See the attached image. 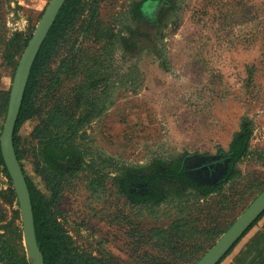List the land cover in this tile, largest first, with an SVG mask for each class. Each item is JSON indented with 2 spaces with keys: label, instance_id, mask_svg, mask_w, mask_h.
<instances>
[{
  "label": "rangeland",
  "instance_id": "374dc122",
  "mask_svg": "<svg viewBox=\"0 0 264 264\" xmlns=\"http://www.w3.org/2000/svg\"><path fill=\"white\" fill-rule=\"evenodd\" d=\"M48 2L0 0V135ZM72 8L13 135L45 234L67 264H195L264 189V0ZM255 220L216 264H256ZM26 249L0 148V264H32Z\"/></svg>",
  "mask_w": 264,
  "mask_h": 264
},
{
  "label": "water",
  "instance_id": "95a60500",
  "mask_svg": "<svg viewBox=\"0 0 264 264\" xmlns=\"http://www.w3.org/2000/svg\"><path fill=\"white\" fill-rule=\"evenodd\" d=\"M64 2L65 0H49L21 55L14 73L6 119L0 135L1 153L18 198L23 222L24 240L27 247L26 252L32 264H45V262L37 242L31 195L26 177L15 152L13 135L32 64ZM263 211L264 189L195 264H216Z\"/></svg>",
  "mask_w": 264,
  "mask_h": 264
},
{
  "label": "trees",
  "instance_id": "16d2710c",
  "mask_svg": "<svg viewBox=\"0 0 264 264\" xmlns=\"http://www.w3.org/2000/svg\"><path fill=\"white\" fill-rule=\"evenodd\" d=\"M75 3H76V0H66L65 1V3L62 5V7L60 8V10L57 14V17L55 19L54 24L52 25V27L50 28L46 38L44 39V41H43V43L39 49V52L37 54V57L34 60V63L31 67L30 78H29L27 85H26L25 95H24L25 97H24V101H23V104L21 107L22 109H23V106L25 103L27 93H28V91H30V88L32 87V81H34V79L37 76L41 75V71L43 69V66L45 64L46 59L51 56L52 48L56 42L55 37H57L59 32L61 31L62 25H63L64 21L66 22L68 15L71 12H73L72 6L75 5ZM61 66H64L66 69H70L73 67V64L70 63V61L68 60V61L62 62ZM99 74L100 73L97 71V69L95 67V69H93L91 71V73H89V79H88L89 81H88L87 86H89V84H90V85H92V87H94V85L96 86V84L99 81H105L106 80V75L103 76V75H99ZM57 84H58L57 81H54V82L50 83V86L53 87V86H56ZM19 118H20V115H19ZM54 140L56 142L58 141L56 139H54ZM15 149H16V146H15ZM17 156H18V153H17ZM57 156H59V155L57 154ZM46 161H48V160H46ZM52 165L56 169L55 171L57 173V177L59 179H61L63 177V175L61 173L62 170L60 168L56 167L54 164H52ZM27 181H28V179H27ZM28 186H29V190L31 193V201H32V206H33L34 225H35L37 242H38V245L43 252L44 262H45V264H67L66 259H59L58 254L56 253L54 247L52 246V243L47 238V236L45 234L46 221H44V219L41 217L40 213L38 212V207L36 205V201L34 198L32 186L30 185L29 181H28ZM59 188H60V181H58L56 186L54 187V193H58ZM238 240L236 242H238ZM236 242H235V244H236Z\"/></svg>",
  "mask_w": 264,
  "mask_h": 264
},
{
  "label": "crops",
  "instance_id": "0c3cea01",
  "mask_svg": "<svg viewBox=\"0 0 264 264\" xmlns=\"http://www.w3.org/2000/svg\"><path fill=\"white\" fill-rule=\"evenodd\" d=\"M253 230L254 229L249 230V233L250 232L252 233ZM256 232L258 233L259 242L253 244V246L251 247V251L253 253L254 263L260 264V263H263L264 262V226L263 225H260L257 228V230L252 233V235L250 233V237L248 238V240L250 238L252 239L253 235ZM247 245H249V244L247 243ZM247 245H245L244 243L242 244V246H244V247H246ZM242 246L239 248V250L242 248ZM234 256H235V254H234ZM236 259H237V257L235 258V261H234L233 258L231 257L230 259H228L229 260L228 262H231L233 264H236Z\"/></svg>",
  "mask_w": 264,
  "mask_h": 264
}]
</instances>
